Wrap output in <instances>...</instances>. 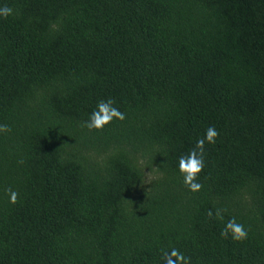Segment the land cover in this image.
Returning a JSON list of instances; mask_svg holds the SVG:
<instances>
[{
  "label": "trees",
  "instance_id": "trees-1",
  "mask_svg": "<svg viewBox=\"0 0 264 264\" xmlns=\"http://www.w3.org/2000/svg\"><path fill=\"white\" fill-rule=\"evenodd\" d=\"M4 7L0 264H264V0ZM108 100L125 118L88 129Z\"/></svg>",
  "mask_w": 264,
  "mask_h": 264
},
{
  "label": "clouds",
  "instance_id": "clouds-1",
  "mask_svg": "<svg viewBox=\"0 0 264 264\" xmlns=\"http://www.w3.org/2000/svg\"><path fill=\"white\" fill-rule=\"evenodd\" d=\"M13 13V10L9 7L0 8V17H7ZM113 101H100L97 104L96 110H94L88 121H86L85 126L88 129H102L105 125L109 124L114 118L123 120L124 114L121 113L117 108L112 107ZM6 125H0V131H8ZM217 132L213 128H208L206 135L203 139L198 140L196 144V149H194L188 156L181 157L179 160V171L183 175L184 183L190 188L191 191H198L201 187L199 183H196L197 174L203 168V145L205 141L208 143H214ZM197 149L199 151H197ZM9 193L10 203H15L17 199V193L11 189L7 190ZM231 233L233 240H243L247 236L243 225L236 223L234 220L229 221L225 229L221 232L222 236H227ZM170 257H175L176 260ZM166 264H188V259L180 253L178 250L173 249L170 254L165 253L163 257Z\"/></svg>",
  "mask_w": 264,
  "mask_h": 264
}]
</instances>
